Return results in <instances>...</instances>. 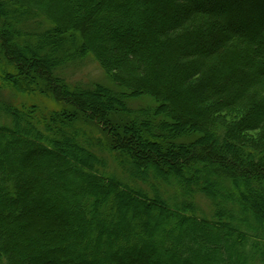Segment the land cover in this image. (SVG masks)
<instances>
[{"label":"trees","instance_id":"1","mask_svg":"<svg viewBox=\"0 0 264 264\" xmlns=\"http://www.w3.org/2000/svg\"><path fill=\"white\" fill-rule=\"evenodd\" d=\"M215 3L224 10H205ZM5 7L18 20L42 16L49 29L28 36L37 40L31 45L21 40L19 49L15 42L27 33L15 27L16 17L2 22ZM263 20L264 0H0V60L9 54L3 65L17 71L18 91L52 90L60 108L40 116L33 106L0 99V264H264V203L246 200L237 187L241 180L264 202ZM251 21L258 26L236 30ZM60 36L61 48L66 36L71 46L66 58L54 59L61 49L39 52ZM22 51L40 62L31 71L42 75L44 88L32 87ZM85 59L109 88L105 81L65 79L70 61ZM1 72L0 91L12 86ZM103 94L126 108L150 99L135 113L137 123L162 112L143 123L167 124L174 135L165 146L175 154L168 169L193 171L191 155L205 169L215 162L234 172L226 179L234 200L218 203L214 188L194 172L164 173L156 152L124 133L132 122L122 118L124 130L118 129L110 104L98 98ZM77 112L101 134L107 130L109 158L61 145L74 135L58 119ZM181 129L198 134L176 136ZM196 140L202 146L192 154L181 146ZM35 153L45 155L33 160Z\"/></svg>","mask_w":264,"mask_h":264},{"label":"rangeland","instance_id":"2","mask_svg":"<svg viewBox=\"0 0 264 264\" xmlns=\"http://www.w3.org/2000/svg\"><path fill=\"white\" fill-rule=\"evenodd\" d=\"M216 4V3H215ZM7 10V14H2V22H6V21H11L12 17H16V21L17 25L14 24V26L17 28L18 26L20 28H23L22 31L27 33V35L24 36V38H20V40L16 41L15 43L17 44L18 48L20 49V45L21 42L24 40L27 43H29L31 45V42L34 43L37 40L35 38H29L28 36H34L35 34H38L39 32H43L45 29H49V25L47 23H45V21L43 20L42 16H38L37 18L30 17L29 14H24V15H20V19L18 20V17L16 15L11 16L13 14L10 15V13H12L11 10H8V7H5ZM205 10L210 11L211 13H216V12H221L222 10H224V5L222 4H216L215 6L212 7H205ZM21 20V22H20ZM19 23V25H18ZM6 24V23H5ZM259 24V23H258ZM257 23L254 22H250V24L248 23L244 28L242 26H240L239 28H236V30H238L239 32H244V30L246 29H250L253 28L254 26H258ZM260 24H264V20L260 22ZM261 25V26H262ZM4 28L5 26L2 24L0 25V28ZM107 27H110V25H108ZM8 28V27H6ZM5 29V28H4ZM97 30H99V28L97 27H91L90 32L95 33L97 32ZM37 32V33H36ZM10 36V35H9ZM11 37V36H10ZM67 36L65 37V47H60L59 46V40L64 39V36H60L58 37L57 40L54 41V43H42L41 51L39 52H44L46 53V56H52L51 54L54 51H59L57 52L56 56L55 54H53L55 56V60L58 62V58H66L67 56V52L70 51V45L67 43L66 40ZM30 39V40H29ZM22 40V41H21ZM14 41V40H13ZM41 41V40H40ZM44 44V45H43ZM56 44V45H55ZM70 46V47H69ZM49 47V50H47V48ZM75 46H73L74 48ZM71 52V51H70ZM5 53V52H4ZM23 56H27L29 57L30 52H25L22 51ZM9 54L7 55L6 53L2 56L3 58V63L0 60V70H2V76L4 80H8V83L11 84L12 86H9L10 88L6 89L5 87H1L2 90L0 91V99L1 100H8L10 103H12L14 106H19V105H23L25 107H30L33 106L36 109H34L37 113L36 115H40L43 116L44 113L46 112H51V111H60V108L56 106V103L53 100V92L52 90L50 91V93L47 92V90H42L40 89L39 91H33V90H28V89H23L18 91L17 87L21 86V84H17V76L16 73L17 71L14 70L13 68L7 67L4 64V60L6 61L8 58ZM49 58V57H48ZM66 60V59H65ZM25 62V61H23ZM26 67L24 68V70H26V74H28V77H30V83H32V87H43L44 84V78L41 77L42 75L40 74L38 75H32V69H38V66L40 64V62L38 60H36V58L32 57L29 59H26ZM63 76L65 77V79H67L69 82L71 83H83V84H90V83H94V82H104L107 83L106 86L109 88V84L106 80L104 75H102L101 71L99 70V68L92 62L91 59H85L82 62L79 61H74L71 62L66 66V68H64V70L62 71ZM19 78V77H18ZM18 85V86H17ZM35 85V86H34ZM39 86V87H38ZM33 88V89H34ZM44 88V87H43ZM21 89V88H20ZM38 90V89H36ZM117 90V89H116ZM121 90V89H120ZM50 96H52L50 98ZM100 98V100L103 102V105H108L110 104L111 108L108 110L110 111V113L112 114V116L114 117L116 115V117L113 118L114 122L117 123L118 125V129L119 130H124L122 128L123 126V119H125V121H130L132 122L133 125V129L132 132H130L129 130H124L125 134H130V136H132L133 140L135 139V137H138V141L140 143V146H142L146 151H148L150 154H152L153 151L156 152V160H157V164L158 166L160 165L163 168V172L164 173H168V175L172 174L174 175L175 173L181 172V173H185L189 174L190 172H194V174L196 175V180H199L200 178L204 179L205 181H207L208 183H210V185L214 188V195H215V200L220 203V201H222V199H225V196H228L229 198H232V200H234V196L233 193H231V183L227 182L226 179L229 178V176H233L234 172L233 171H229V172H225L223 170V168H221L220 166H217V164L215 162H211V167H209V169H205L203 167V163L200 161L199 158H193V156L191 155L189 159H193V164H194V170L191 171L189 168H187L186 166H181L179 168H176L174 166H172L171 170L168 169L169 166H171L170 164L173 163V159L175 157V154H170L167 153L168 148H165V146H168V144L166 143L167 141L171 140L172 138L174 139L175 137H173L174 135L170 133H168V128L167 124L166 125H162L160 128H156L152 123L150 122V120H148L149 118H151V116L156 117V118H160L162 116V112L161 111H154L152 114L151 113H146L144 114V118H141L142 123L139 124L137 123V118H136V112H140L143 111L144 108L148 105V102H151L150 99L148 98H137L138 100H136V102H132V104H130V107L127 106V108L125 107V105H120L116 103L112 102V98L109 96V94H103L102 96L98 97ZM112 102V103H111ZM58 105V104H57ZM113 106V107H112ZM129 108V109H128ZM26 109V108H25ZM67 110H70L71 108L66 107ZM138 111H136V110ZM27 110V109H26ZM136 113V114H135ZM71 116V115H70ZM146 117L148 118V121H145L143 123V120H146ZM84 119V120H82ZM86 121L84 116L80 113L77 112V114L75 116H71L70 118H66L64 120L58 119V122H63L65 124H71V134H73L74 136H69L70 139L65 140V142L63 141L61 145H64L65 147H71V146H75V145H79L80 147V151L79 150H75L77 151L76 153H80V155L82 156V154H84L85 151H83L84 149H92L93 151H95L96 153H99L100 155H105L107 158H109L110 154L107 153V151L105 150V142L103 141H107L105 139H107V137L109 136L107 133V130L105 131V133L101 134L99 132V130H97L95 127L92 126V124L90 122H83ZM56 125L57 122L55 123ZM63 126V124H62ZM75 127V128H74ZM162 131L160 133H156V131ZM197 135L198 132L192 130L189 131L188 129H181L179 132L177 131L176 136H192V135ZM108 135V136H107ZM68 137V138H69ZM75 137L77 139L80 140V143L78 142L79 140H76ZM60 138V140H64L65 138L62 137H58ZM82 142V144H81ZM109 142V141H107ZM158 144L161 146L160 149H158ZM201 141H195L194 143H192V147H186V145H181L183 147V149H187V153H191L194 151H196V147L198 146H202L201 145ZM164 146V149L163 147ZM60 147V146H59ZM169 147V146H168ZM84 148V149H82ZM72 149V147L70 148ZM158 151H156V150ZM185 149V150H186ZM192 154V153H191ZM44 153H35L33 160L35 159H40L42 157H44ZM119 155V153H118ZM179 156H187L186 153H182ZM165 161H167L168 165L165 163ZM201 166V167H200ZM200 167V168H199ZM178 171V172H177ZM227 177H225V175ZM188 176V175H187ZM238 182V190L241 193H244L243 196L246 194L247 197L245 198L246 200H248L247 198H250V202L256 204L258 207H260L261 205H263L262 202L263 200H259L258 196H254L253 194H251L250 192H248V190L245 187V184L242 183L241 180H237ZM243 191V192H242ZM233 196V197H232ZM249 201V200H248ZM247 201V202H248ZM249 204V202H248ZM224 206H222V208L225 211H230L231 208L228 206V204H222ZM251 205V203H250ZM154 213H150L148 217H144V218H150V217H154L153 216ZM136 215V214H134ZM263 215H264V211H263ZM171 217V216H170ZM144 221L143 218H141L140 222ZM136 223H138L137 221H135ZM130 236H132L133 238H136V236H138L137 231H135L134 233H129ZM254 235V234H253ZM102 245V249H106V244L104 242L101 243ZM90 255L92 256H96V253H92L88 252ZM264 262V260H263Z\"/></svg>","mask_w":264,"mask_h":264}]
</instances>
